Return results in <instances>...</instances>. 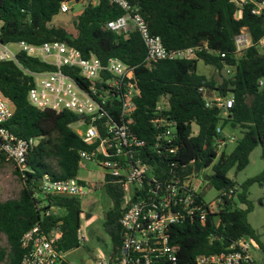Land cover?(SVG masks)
I'll return each mask as SVG.
<instances>
[{"label": "trees", "instance_id": "16d2710c", "mask_svg": "<svg viewBox=\"0 0 264 264\" xmlns=\"http://www.w3.org/2000/svg\"><path fill=\"white\" fill-rule=\"evenodd\" d=\"M81 1L85 4L72 23L74 34L52 24V19L60 14L62 3ZM128 1L138 7L150 33L159 36L167 49L206 45L207 50L190 60L158 61L147 66L146 48L137 30L132 28L126 34H118L107 29L110 20L123 14L110 0H98L97 4H92V0H0V39L4 43L25 41L33 45L60 41L78 50L84 58L93 54L105 64L115 57L134 69L137 94L129 128L143 143L136 157L152 166L160 179L171 173L201 174L211 167V174L204 175V179L221 200L217 213L209 215L205 223L185 221L173 227L171 240L178 247L182 264L191 263L200 254L220 253L245 236L254 238L260 246L247 220L252 211L248 189L253 184H264V168L239 187L228 175L244 170L258 146L264 165V55L255 47L264 36V16H252L249 6L238 16L230 0ZM242 28H246L252 46L236 56L234 37ZM17 60L29 71L54 69L25 54H19ZM199 61L212 66L219 78L199 75ZM225 66L233 67L227 77L222 74ZM61 71L82 87L90 85L76 70L63 67ZM32 84V78L13 62H0V93L14 106L13 116L4 127L17 138L38 141L28 152V171L16 169L23 184L19 196L0 202V235L7 242V249L0 248V262L7 260V264H21L22 236L35 225L46 234L58 230L61 234L58 247L62 252L67 254L79 247L77 230L82 214L79 197L51 195L41 199L35 194L44 175L53 180L78 179L79 153L95 149V145L84 143L71 128L81 117L67 111L40 110L29 104L27 94ZM201 87L220 96H233L234 104L226 118L220 117L219 110L205 107ZM160 103L166 107L161 113L156 111ZM117 104L114 100L105 105L116 122ZM161 116L176 122L179 150L171 159L178 163L174 169L154 147L156 130L152 120ZM218 125L222 130L226 126L238 128L241 136L230 153L223 150L217 157ZM4 161L5 157L0 156V162ZM103 185L112 204L106 212L103 229L111 243L109 261L115 264L122 241L119 224L123 214L122 192L108 178H104ZM50 209L55 214L46 215Z\"/></svg>", "mask_w": 264, "mask_h": 264}, {"label": "built area", "instance_id": "2783aa9c", "mask_svg": "<svg viewBox=\"0 0 264 264\" xmlns=\"http://www.w3.org/2000/svg\"><path fill=\"white\" fill-rule=\"evenodd\" d=\"M230 1L236 7L238 16L246 6H249L252 16H264V0ZM110 2L120 8L123 14L110 20L106 24L107 29L118 34H126L132 28L137 30L146 48L147 66L158 61L190 60L197 53L207 50L206 45L167 49L159 36L150 33L138 7L132 6L128 0ZM70 3H62L60 13L69 12ZM97 3L98 0H92V4ZM234 45L236 56L252 46L246 28H242L234 37ZM255 47L264 55V36ZM19 54L37 59L54 69L44 72L24 69L17 60ZM220 56L223 58L224 54ZM3 61L13 62L32 78L33 84L27 94L30 105L56 113L67 111L81 117L77 123L81 124L82 129L77 134L84 143L95 145V149L79 153V167L82 161L91 162L100 169L104 178L120 187L123 214L119 224L122 241L115 264H182L178 258V247L171 240L173 227L185 221L205 223L209 215L217 213V205L221 200L217 196L213 202L206 200V193L199 189L201 184L194 185L199 174L190 172L179 176L171 173L160 179L152 166L136 157L143 143L129 128L137 94L134 69L115 57L108 59L105 64L93 54L84 58L78 50L60 41L33 45L25 41L4 43L0 39V62ZM63 67L76 70L90 85L82 87L61 71ZM224 69L227 74L233 71L231 66H225ZM199 91L203 94L206 108L219 110L222 119L227 117L234 104L232 95L211 96L212 92L203 87ZM114 100L118 103L117 122L105 109L107 102ZM165 109L162 103L156 107L160 113ZM13 113L14 106L0 93V156L13 163L19 172H25L28 171V152L38 141L17 138L4 127ZM152 124L156 130L154 147L158 149L157 154L169 160L171 168H177L178 163L171 160L179 150L176 122L161 116L153 119ZM216 133L218 157L228 144H236L237 138L225 135L220 125ZM51 195L81 197L86 195V186L78 179L53 180L44 175L35 197L46 199ZM51 213L55 214V210L50 209L45 214ZM82 217L83 213L81 221ZM209 236L213 237L212 234ZM60 237L56 229L46 234L39 225L32 227L21 239L24 249L21 264H71L66 261V253L58 247ZM77 240L79 244L87 240L82 224L77 230ZM258 248L254 238L245 236L229 244L220 253L200 254L191 263L185 264H256L251 251ZM98 255L99 259L94 264H106L108 256L103 252H98Z\"/></svg>", "mask_w": 264, "mask_h": 264}, {"label": "rangeland", "instance_id": "374dc122", "mask_svg": "<svg viewBox=\"0 0 264 264\" xmlns=\"http://www.w3.org/2000/svg\"><path fill=\"white\" fill-rule=\"evenodd\" d=\"M97 1V0H93ZM85 1L80 3H70V10L67 13H60L52 19L54 26L65 28L69 33H75L72 25L76 14L81 11ZM197 73L205 76L207 79H218L215 69L210 65H204L203 62L197 63ZM223 76L227 77L226 70L222 71ZM210 95H217L216 92ZM72 130L77 133L82 129L81 124L76 123L71 126ZM196 131V129L194 128ZM194 131V132H195ZM225 135H233L237 139L240 138L241 132L237 129H232L226 126L223 129ZM235 144H228L225 149L230 153L234 149ZM264 165L260 158V147H256L249 156V164L247 167L235 173H229V177L236 182L237 187L241 185L246 179L257 176L263 171ZM211 167L204 170L199 177L194 180V185L199 186L202 192L206 193V200L213 202L217 196V192L204 179V175L211 174ZM79 178L86 179L88 183L86 186V195L79 197L81 202V209L83 213L81 224L87 234V240L81 242L79 247L66 254V261L71 264H94L99 259L98 252L107 253L111 250V243L109 237L104 232L103 223L105 221L106 212L111 208L112 204L107 196L100 169L93 163L82 161L79 171ZM23 187L22 181L16 174V167L9 161L0 162V202L15 199ZM248 199L252 205V211L248 214L247 220L254 229L258 239L259 248L252 249L251 254L256 264H264V184H253L248 189ZM92 232L91 235L89 233ZM0 248L7 249V242L4 235H0ZM106 264H112L106 259ZM0 264H7V260L0 262Z\"/></svg>", "mask_w": 264, "mask_h": 264}, {"label": "crops", "instance_id": "0c3cea01", "mask_svg": "<svg viewBox=\"0 0 264 264\" xmlns=\"http://www.w3.org/2000/svg\"><path fill=\"white\" fill-rule=\"evenodd\" d=\"M101 174H102V180L104 181L103 173L101 172ZM78 179L84 181L86 184L88 183V181L86 179H81V178H79V176H78ZM91 234H92V232L89 233V235H91Z\"/></svg>", "mask_w": 264, "mask_h": 264}]
</instances>
